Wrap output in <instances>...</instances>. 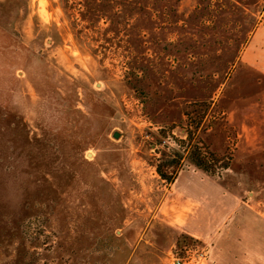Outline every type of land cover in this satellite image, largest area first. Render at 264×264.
<instances>
[{
	"label": "rangeland",
	"instance_id": "1",
	"mask_svg": "<svg viewBox=\"0 0 264 264\" xmlns=\"http://www.w3.org/2000/svg\"><path fill=\"white\" fill-rule=\"evenodd\" d=\"M263 21L264 0H0V264H208V239L169 226L178 185L147 135L194 102L232 159L180 176L263 218L264 147L240 129L264 124V84L240 57Z\"/></svg>",
	"mask_w": 264,
	"mask_h": 264
},
{
	"label": "crops",
	"instance_id": "2",
	"mask_svg": "<svg viewBox=\"0 0 264 264\" xmlns=\"http://www.w3.org/2000/svg\"><path fill=\"white\" fill-rule=\"evenodd\" d=\"M240 57L242 65L256 71L260 84H264V21L250 32ZM260 96L264 102V88ZM251 115L247 111L243 120ZM262 125V129L256 123H249L247 128L240 125L241 131L258 130L260 148L264 147ZM180 175L181 171L172 183L178 185L174 195L177 212L166 213L179 222L173 221L169 226L176 233L208 239V264H264V217L244 209L217 183L202 180L198 186H191L193 182Z\"/></svg>",
	"mask_w": 264,
	"mask_h": 264
},
{
	"label": "trees",
	"instance_id": "3",
	"mask_svg": "<svg viewBox=\"0 0 264 264\" xmlns=\"http://www.w3.org/2000/svg\"><path fill=\"white\" fill-rule=\"evenodd\" d=\"M208 109L211 110L212 105L207 102L187 104L184 121L147 134L151 138V147L156 149V154H159L154 170L160 181L172 184L178 172L186 165L208 176H217L221 171L229 168L232 158L222 157L214 150L211 135L206 134L202 127ZM175 128L183 133V138L170 136ZM168 137H171L174 147L166 145ZM110 238L112 239V235Z\"/></svg>",
	"mask_w": 264,
	"mask_h": 264
},
{
	"label": "built area",
	"instance_id": "4",
	"mask_svg": "<svg viewBox=\"0 0 264 264\" xmlns=\"http://www.w3.org/2000/svg\"><path fill=\"white\" fill-rule=\"evenodd\" d=\"M205 258V254L200 253L197 254L196 256L194 255V253H186V256L182 257V258H175V260L173 261L172 264H202V261Z\"/></svg>",
	"mask_w": 264,
	"mask_h": 264
},
{
	"label": "water",
	"instance_id": "5",
	"mask_svg": "<svg viewBox=\"0 0 264 264\" xmlns=\"http://www.w3.org/2000/svg\"><path fill=\"white\" fill-rule=\"evenodd\" d=\"M117 134L115 133L114 136H116Z\"/></svg>",
	"mask_w": 264,
	"mask_h": 264
}]
</instances>
